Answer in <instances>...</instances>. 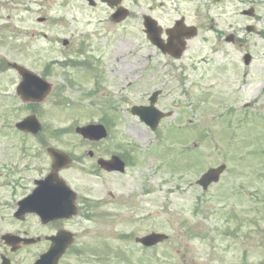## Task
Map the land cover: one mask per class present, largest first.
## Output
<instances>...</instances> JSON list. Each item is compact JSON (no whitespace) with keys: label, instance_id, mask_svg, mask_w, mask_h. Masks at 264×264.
Wrapping results in <instances>:
<instances>
[{"label":"rangeland","instance_id":"374dc122","mask_svg":"<svg viewBox=\"0 0 264 264\" xmlns=\"http://www.w3.org/2000/svg\"><path fill=\"white\" fill-rule=\"evenodd\" d=\"M124 6L132 15L115 25L106 6L84 0H0V126L36 113L44 127L37 136L0 133V264L2 255L32 264L59 230L75 236L59 264H264V36L246 30L264 31V0ZM253 6L259 22L242 15ZM144 15L163 29L184 17L207 41L178 61L164 57L146 39ZM8 64L48 78L49 97L29 108L12 101L21 78ZM146 65L155 68L145 73ZM155 91L163 92L157 108L173 116L153 134L131 109ZM91 123L109 130L103 149L134 157L125 175L100 172L88 157L75 129ZM48 148L82 158L60 174L80 213L45 226L36 215L17 221V202L51 171ZM222 164L220 183L204 192L197 180ZM151 233L170 239L143 250L135 240ZM5 234L41 242L11 254Z\"/></svg>","mask_w":264,"mask_h":264},{"label":"water","instance_id":"95a60500","mask_svg":"<svg viewBox=\"0 0 264 264\" xmlns=\"http://www.w3.org/2000/svg\"><path fill=\"white\" fill-rule=\"evenodd\" d=\"M121 1L122 0H102V2L107 3L111 7L117 6L119 3H121ZM127 15V11L121 9L113 16V19L114 21L119 22L125 19ZM181 25L182 23L177 24L176 31L180 30ZM145 28L150 41L154 45L160 47L164 53H170L175 58L181 57L183 51L185 50V44L179 43V45H174L173 42L175 40L180 41L183 36L191 38L196 34L194 29L190 30L188 33L183 32L182 30L179 33L174 32L173 30L168 31L170 36L169 44L165 45L160 39V30L157 28L155 21L150 18H146ZM178 46H180V48ZM249 61L250 58L247 56L246 63L248 64ZM13 68L22 77V82L19 85L17 92L23 101H43L49 94L51 86L44 82L37 75L17 64H14ZM155 102L156 100H153L152 105ZM133 112L137 115H140L142 120L150 125L153 129L157 128L159 121L163 117V115L157 112L153 107L148 109L135 108ZM16 127L22 132L32 133L35 135L42 130V126L37 120L36 116L26 118L24 121L17 124ZM77 132L85 139L90 140H101L107 135L105 129L100 126L79 128ZM48 153L53 159V171L46 179L36 181L35 184L37 185V188L33 191V193L23 201L19 202V210L15 214V217L18 220L23 221L27 214H37L41 218L42 224L46 225L57 220L71 219L77 213L75 207V193L69 187H67L64 181L59 178V172L62 169L70 167L71 160L65 154L59 152L56 149L50 148L48 149ZM101 165L109 171H123V165L116 161L102 163ZM225 169L226 166H221L218 169L210 170L201 179V181H199V184L203 186L205 190H207L211 184L217 183L219 181L220 176L223 174ZM167 239L168 237L165 235L152 234L141 240H138V242L150 247L164 242ZM3 240H5L7 245L13 248V251L18 249L17 245L21 242H24L25 244H32L35 242L34 240H23L13 235H6L3 237ZM49 240L52 242L50 250L46 254L42 255L35 264H58L59 259L74 241L73 236L67 232H59L57 236L51 237ZM3 264H10V262L4 260Z\"/></svg>","mask_w":264,"mask_h":264},{"label":"flooded vegetation","instance_id":"af4514ba","mask_svg":"<svg viewBox=\"0 0 264 264\" xmlns=\"http://www.w3.org/2000/svg\"><path fill=\"white\" fill-rule=\"evenodd\" d=\"M216 2H222L223 0H215ZM250 13L252 14V19H253V21L254 22H259L260 20H259V14L256 12V7L255 6H253L252 7V9H251V11H250ZM204 17V16H203ZM207 16H206V14H205V17L204 18H206ZM182 19H184L185 20V23H186V19L184 18V17H182ZM197 28H198V30L200 31L201 30V28H200V25L199 26H197ZM253 28H254V30L256 31V36H264V31H260V30H256V28H255V26H253ZM255 31H254V33H255ZM163 38L164 39H166L167 37L166 36H163ZM198 38H199V36H197V37H195L194 39H191V40H188L187 41V51L190 49V46L192 45V43L193 42H196L197 40H198ZM234 42L233 43H231V45H234V44H236V42H237V40H236V38L234 37ZM199 41L201 42V43H206V41H207V38H206V36H201L200 38H199ZM226 43H227V41H226ZM158 52V51H157ZM206 62V60H204V59H202V63H205ZM151 68L154 70V68H155V66L154 65H151V66H149V65H146L145 66V73H148V71H150L151 70ZM142 73H144V72H142ZM124 152V151H123ZM114 155H117V154H114V153H112L111 151H110V149L109 148H106V149H103V147L102 146H100V145H91L90 146V151H88V156H89V158H90V160L93 162V164H97L98 165V161L100 160V159H106V160H109V159H111ZM124 157H125V155H123ZM121 157V156H120ZM122 158V157H121ZM100 172H103V173H107V172H105L104 170H102V169H100ZM108 174V173H107ZM110 175H119V174H117V173H109ZM15 264V263H14Z\"/></svg>","mask_w":264,"mask_h":264},{"label":"trees","instance_id":"16d2710c","mask_svg":"<svg viewBox=\"0 0 264 264\" xmlns=\"http://www.w3.org/2000/svg\"><path fill=\"white\" fill-rule=\"evenodd\" d=\"M13 117H14V116H10V118L7 117L6 120H5V122L7 123V125L5 126V128H6L7 130H9L10 133H16V132L13 131V127H12V123H11ZM16 134H17V133H16Z\"/></svg>","mask_w":264,"mask_h":264}]
</instances>
